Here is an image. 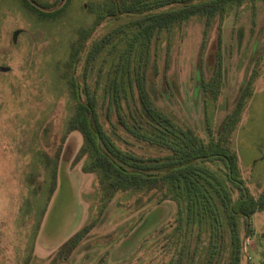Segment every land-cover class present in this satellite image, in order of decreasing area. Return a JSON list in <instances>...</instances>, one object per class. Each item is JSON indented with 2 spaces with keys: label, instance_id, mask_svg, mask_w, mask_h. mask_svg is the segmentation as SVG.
Masks as SVG:
<instances>
[{
  "label": "rangeland",
  "instance_id": "obj_1",
  "mask_svg": "<svg viewBox=\"0 0 264 264\" xmlns=\"http://www.w3.org/2000/svg\"><path fill=\"white\" fill-rule=\"evenodd\" d=\"M88 2L101 0H69L61 18L43 23L28 15L17 0H0V264H51L47 260L67 240L96 222L69 264L163 262V236L156 229L173 222L175 204L166 202L149 212L133 209L132 195L114 201L100 214L94 176L82 172V161L75 162L83 137L66 133L70 113L60 72L76 31L88 28L94 20L86 10ZM120 23H104L87 46ZM204 28L203 21L193 18L161 34L152 97L161 109L205 138L207 121L214 131L218 129L257 68L260 77L254 95L232 139L245 186L257 198L264 191V1L228 10L220 48L216 44L218 20L201 49ZM217 56L222 61L223 80L215 100L204 94L202 83L213 77ZM54 162L58 165L57 188L33 239L41 206L34 205L29 227H23L28 223L21 209L25 200L36 198L30 183L44 182ZM251 227V234L244 237L242 233L240 264H264V210L252 218Z\"/></svg>",
  "mask_w": 264,
  "mask_h": 264
},
{
  "label": "trees",
  "instance_id": "obj_2",
  "mask_svg": "<svg viewBox=\"0 0 264 264\" xmlns=\"http://www.w3.org/2000/svg\"><path fill=\"white\" fill-rule=\"evenodd\" d=\"M17 1L28 15L44 23L61 18L69 0ZM258 1L88 2L85 7L94 20L88 28L76 31L68 59L62 64L60 74L66 82L62 90L67 94L70 113L65 122L66 133L83 137L75 162L82 161V172L94 176L100 214L114 201L132 195L133 209L145 208L149 212L166 202L177 208L173 222L156 229L163 236L161 264H240L242 233L245 237L253 232L251 220L264 210V191L256 198L245 186L232 140L254 95L260 77L257 68L218 129L214 131L207 121V136L200 137L190 124L180 123L152 97L158 76L154 69L160 36L198 18L205 27L202 49L210 28L218 20L216 44L220 48L221 26L228 10ZM108 21L122 23L88 47L92 34ZM222 68L217 56L213 77L202 83L204 94H211L215 100L223 80ZM56 163L49 166L44 182L37 186L30 183L36 198L25 200L21 209L25 224L28 223L23 227H29L34 205L41 206V214L34 221L33 239L57 188ZM124 208L128 207H121ZM97 223L85 225L47 261L69 264Z\"/></svg>",
  "mask_w": 264,
  "mask_h": 264
}]
</instances>
